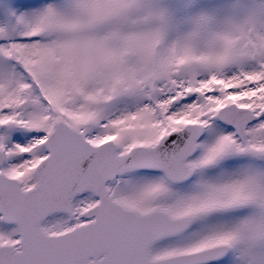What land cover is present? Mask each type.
<instances>
[{
  "label": "snow or ice",
  "instance_id": "1",
  "mask_svg": "<svg viewBox=\"0 0 264 264\" xmlns=\"http://www.w3.org/2000/svg\"><path fill=\"white\" fill-rule=\"evenodd\" d=\"M0 264H264V0H0Z\"/></svg>",
  "mask_w": 264,
  "mask_h": 264
}]
</instances>
